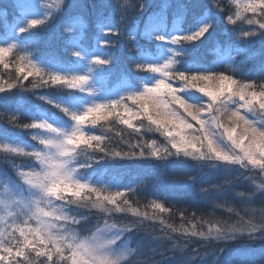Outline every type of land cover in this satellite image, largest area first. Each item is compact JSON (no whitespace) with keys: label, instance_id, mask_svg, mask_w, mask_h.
<instances>
[{"label":"snow or ice","instance_id":"obj_1","mask_svg":"<svg viewBox=\"0 0 264 264\" xmlns=\"http://www.w3.org/2000/svg\"><path fill=\"white\" fill-rule=\"evenodd\" d=\"M248 2L254 3L255 0ZM210 5L191 30L176 28L167 31L165 21L169 4L165 0L146 22L144 35L170 46L171 55L161 61L138 46L132 63L138 74L149 75L140 79V87L129 84L127 78L123 79L120 87L126 89L124 94L106 102L96 99L99 89L92 85V72L94 68L107 67L114 57L106 52L91 56L88 62L92 67L85 73L54 71L33 59L34 51L40 50L36 42L21 43L26 33L46 28L55 19L62 11L61 0H8L6 5L0 6V98L8 101L13 90L37 95L38 90L45 88L68 89L73 102H76L77 92L92 97L84 106L75 108L54 96L39 94V100L62 113L59 119L44 114L32 115L22 99L0 107V122L26 130L35 142L25 143L6 136L0 139V154L6 159L23 157L29 161L23 166H17L13 161L12 176L0 171V264H117L128 252L126 247L118 249L117 241L137 231L154 235L155 226L147 222L158 221L161 226L159 237L189 248L190 243L200 242L205 236L224 237L226 232L237 230L236 225L224 220L200 219L196 212L188 213L187 209L178 208L154 193L150 194L151 199L145 197L147 202L143 207L139 206V201L133 197L138 189L145 190L152 184L151 179L127 184L112 181L109 187L102 180L86 178L82 171L93 168L103 157L163 160L165 153L161 143L158 140L153 142V138L145 139L143 129L137 130L138 121L150 120L154 127L166 133L169 151L183 154L207 148L217 162L225 166L226 173L237 171L238 166L232 164L236 154L252 162L248 171L241 170L240 179L246 180L252 190L264 187L255 184L261 170L258 156L264 155V118H261L264 116V75L255 79H237L234 57L230 51L225 54L219 47L215 51L224 67L216 70L203 66L183 70L179 67L186 52L177 48L183 49L184 45L195 43L209 33L213 9L228 19L229 13L218 10L212 3ZM186 11L182 5L178 14L182 16ZM260 14L259 9L250 13L257 20ZM113 16L119 17L118 22H113ZM124 19L125 13L118 6L112 8L109 16L98 18V47L115 46L116 40L105 37L118 40L125 36L121 23ZM78 29L80 37L66 42L65 51L79 60L85 58L78 46L83 36V22L79 19L72 21L66 31L75 35ZM135 35L136 29L127 33L129 40ZM231 35L233 44L238 47L247 40L264 37V23H250L247 28L234 30ZM49 60L58 62L55 54H51ZM261 72L264 73V62ZM65 117L71 121V127L62 123ZM113 122L123 126L118 138L115 133L110 135L103 130L104 125ZM125 132L135 136L137 142L130 144ZM110 143L113 147L109 152L107 145ZM224 145H228L231 151ZM81 151H89L92 156L86 161H77L76 154ZM22 167L28 170H21ZM168 179L170 188L192 187L196 195L215 207H224L229 202L224 199V204H216L211 198H224L236 182L233 177L223 184L196 187L194 175ZM53 182L67 186V193L51 194ZM38 195L59 205V215L63 218L49 214L53 210L44 206ZM85 197L99 201L100 207L107 204L110 209L121 212L126 217L125 222L117 230L107 217L96 218L90 210L77 212L73 202L79 203ZM122 205H126V209L122 210ZM226 210L239 215L230 206ZM166 215H178L181 222L174 226L167 222ZM93 220L94 226L86 237L77 233L66 235L59 228L67 223L81 225ZM237 223L249 228L250 237L256 234V225L251 220L242 217ZM106 233H113L112 238H106ZM196 252H193V258H196Z\"/></svg>","mask_w":264,"mask_h":264},{"label":"trees","instance_id":"obj_2","mask_svg":"<svg viewBox=\"0 0 264 264\" xmlns=\"http://www.w3.org/2000/svg\"><path fill=\"white\" fill-rule=\"evenodd\" d=\"M158 1L159 0H148L143 12L130 19L129 28L136 29L137 41L141 49L153 54L156 59L163 61L171 55L168 51V47L170 46L162 44L165 48L163 49L160 45V41L144 35L146 22H148L146 19L149 17L151 10L156 8ZM48 2H53V0H48ZM7 3L8 0H0V6L6 5ZM182 5L186 7L187 11L184 15L180 16L178 12ZM209 7H211L210 0H169L165 28L167 31H172L176 28L183 31H189L193 28L195 21L201 17L204 14L205 9ZM112 8L113 6L111 0H77L74 7H66L63 11L59 12L55 19L51 20L46 28L26 33L23 36L21 43L36 42L40 50L34 51L33 59L41 63L46 69L54 71L71 70L85 73L92 67V65L88 62V58L96 54H104L105 52L108 53L114 58L111 64L107 67L93 69L92 85L93 87L99 89L96 99L105 102L118 99L124 94V91H126V89L120 87L123 79L127 78L129 84L140 87V79L142 77H147L149 74L139 73L140 76L135 78L133 73L129 72L133 69L129 56L131 55L134 58L137 53H129V43L125 36H122L118 40L115 37H111L112 40H116L114 47H98L97 42L98 37L100 36V30L97 26L98 18L100 16H109L112 12ZM37 11L39 12V8ZM73 16H81L83 17V20L86 21V24L83 23V36L79 39L78 45L85 58L79 60L76 57H73L71 53L65 51L66 42L80 37L79 29L75 35L64 31L66 22ZM211 18L214 20V25L203 39L195 43L184 45L183 49H180L179 47L177 48V50L186 52V55L182 59L179 67L182 70L194 66H203L213 70L222 68L224 65L218 61L217 53L215 51V49L219 47L225 51V54H228L230 51L234 57V67L236 68L234 75L237 79H255L264 75V73L261 72V64L264 62V37L247 40L237 47L233 44V38L231 35L232 26L227 24L223 15L213 9ZM112 19L113 22H118L119 17L113 16ZM178 21L179 26H177ZM152 41H156L158 43L160 53L155 54L152 51V48L149 46V43ZM210 48L213 49L211 52L209 51ZM237 51L239 52L238 55H236ZM51 54H55L57 56V63L50 62L49 57ZM69 91L70 90L68 89L45 88L38 90L37 95H33L30 92H16V90H13V95L8 101L0 98V107H3L6 103H14L16 100L22 99L25 107L31 111L32 115L39 116L43 113L47 117H55L59 119L60 112L53 105H49L45 101L39 100L38 95L47 94L54 96L59 100L69 103L70 106L75 108H79L77 105L84 104L92 99V97L86 93L77 92L75 93L76 102H73L72 97L69 96ZM60 114L62 115V113ZM62 123L65 127L71 125V121L63 120ZM109 126L113 125L109 124ZM115 127L119 130L123 126L116 124ZM110 135H114V133H110ZM5 136L8 139H16L25 143H35L31 140V137L28 135L26 130L12 128L0 122V139H3ZM128 138L136 139V137ZM144 138H155L160 143L165 142L164 138L161 137L159 133H150L144 135ZM124 147L126 148L127 146ZM176 160L177 158H173L167 162H161L152 158H136L134 160L118 159L113 162L100 161L98 164L94 165L93 168L82 171H84L85 177L89 179L97 181L102 180L103 182L120 181L125 184L133 182L134 178H144L146 175L153 174L156 179L149 185V187L156 186L160 189H170L168 178L196 173L195 170L189 173L186 169L188 167H193L188 164L175 162ZM13 161L17 166H23L29 162L28 158L13 157L9 160L0 154V171H4L9 176H12L14 174V170L12 169ZM171 168L176 170V172H173ZM21 170L27 171L28 169L22 167ZM123 170H127L129 175L122 178L120 176V172ZM197 181L198 180H195V186L200 187L201 185H199ZM237 186L238 185H236V187ZM176 189L177 188H174L173 190ZM230 192L231 188H229V192L226 194H230ZM172 195L173 193H170L169 196ZM219 198L212 197L214 200ZM133 199L135 201H139V206L141 207H143V205L147 202L144 195L139 190H137V195L134 196ZM203 200L204 199L196 194L189 195L188 201L192 205L188 204L178 206H180L179 208L187 209L188 213L196 212L197 217L203 220L220 219L227 221L228 223H233L237 219L235 212L228 213L226 210L227 207L230 206L234 207L236 211H240L234 202H230L224 207L216 208L214 205H211V202H207V204L203 203ZM221 204H224V201H222ZM241 215H243L242 212ZM165 219L168 223L173 224L174 226H178L181 222L178 215H170L169 217L166 215ZM147 223L155 226L156 231L154 232V235L159 236V229L161 227L159 222L155 221ZM149 231H152V229L149 228ZM202 243V241L190 243V248L201 249ZM248 248H264V242H256L247 247H240L236 245L233 246L232 249L226 250L225 253L221 254V256L228 254V252H231V250L234 249L246 250ZM167 255L170 258L165 261V264H177V258L171 257V252L167 253Z\"/></svg>","mask_w":264,"mask_h":264},{"label":"clouds","instance_id":"obj_3","mask_svg":"<svg viewBox=\"0 0 264 264\" xmlns=\"http://www.w3.org/2000/svg\"><path fill=\"white\" fill-rule=\"evenodd\" d=\"M148 0H111L113 8L120 7L125 13V19L121 21L123 25V30L125 32V37L129 43V53L136 52L137 47L139 46L137 41V36H133L131 40L128 39L127 33L129 31H134V28H129V21L133 16L140 15L146 7ZM77 0H61L62 11L67 8H72L76 5ZM210 3L214 7H217L218 10H222L225 13H229L228 19L226 22L228 25L232 26V32L234 30H239V28H247L250 23L260 22L264 23V0H255V2H248V0H210ZM260 10L261 14L257 20L254 15L250 13H255L257 10ZM81 20L86 24V21L83 20L81 16H73L69 18V21L66 22L64 31L68 24L74 20ZM214 25V20L211 23V27ZM232 34V33H231ZM259 37V36H258ZM218 43V42H214ZM213 49H209L211 52ZM129 59L132 64L133 71L136 70V66L132 63L133 57L130 55ZM180 61H178L179 63ZM227 115V114H226ZM261 118H264L262 116ZM113 126L104 125L103 130L108 133H115V136L118 138L120 134V129L118 130L115 125L116 122L111 123ZM143 129V136L150 133H159L161 137L164 138V143H161V147L164 149V158L159 160L161 162H167L173 158H177L175 162L188 164L198 172H207L208 174L216 173H225L220 184L226 179H232L235 177V184L231 188L230 194H226L224 199L229 203L234 202L239 205L240 211L235 222L230 223L236 225V231H228L225 233L224 237L218 235L205 236L202 240L201 249L196 252L197 248H189L185 246H177L174 242H170L163 237H159L144 231H137L136 233H128L126 237H123L117 241V246L119 248H127L128 252L126 255L121 257L117 264H165V261L170 257L167 253L171 252V257L177 258V264H203L205 260H208V264H221V254L225 253L226 250L232 249L233 246L247 247L256 242H264V187H257L255 190H252L251 186L246 180H241V170L248 171L252 166V162L248 161L242 157H237L234 154L232 164L233 166H238L237 171L226 173L224 165L217 162L215 155L210 153L207 148H203L200 151H191L184 152L183 154H176L169 151L166 148V133L161 129L154 127L153 123L150 120H141L138 121V129ZM125 136L135 137L130 135L128 132H125ZM79 139V138H78ZM130 144H135L136 139H129ZM153 138V142H155ZM113 145L110 143L107 145V150L110 152ZM228 151H231V148L228 145H224ZM92 156V153L89 151H81L76 154L77 161H86ZM127 160H134L135 157L124 158ZM260 161L259 167L260 172L255 181L256 185L264 186V155L258 156ZM118 159H111L108 157H103L101 161L113 162ZM129 175L127 170L120 172V176L126 177ZM145 179L155 180L156 177L153 174H149L144 178H134L133 181H143ZM244 188L236 187L237 184L245 183ZM103 184L112 186L111 181L103 182ZM52 193H67V186H61L53 182L51 185ZM37 198L42 200L44 206L49 207L53 210L52 213L55 214L58 219L63 218L59 215L60 206L47 200L45 197L38 195ZM76 204V211L80 212L83 210H90L96 214V218L101 216L107 217L110 223H113L119 227L125 222L126 217H124L121 212H118L116 209H110L107 204L104 207H100V202L93 200L91 198L85 197L79 203L73 202ZM234 208V207H232ZM121 209H126V205H122ZM241 212L243 215H241ZM246 220H251L253 224L256 225V234L250 237L249 228L241 227L237 222L241 218ZM95 220L91 223H83L81 225H73L71 223L60 225L59 228L64 234L77 233L81 237H86L90 234L89 229H92L94 226ZM113 233H106V238H112ZM226 237V238H225ZM193 252H196V258H193ZM210 258V259H209ZM244 264V262H241Z\"/></svg>","mask_w":264,"mask_h":264},{"label":"rangeland","instance_id":"obj_4","mask_svg":"<svg viewBox=\"0 0 264 264\" xmlns=\"http://www.w3.org/2000/svg\"><path fill=\"white\" fill-rule=\"evenodd\" d=\"M164 2H165V0H159L158 1L157 5H156V8L151 10V12L149 13V17L146 19L147 21H150V18L153 17V14L158 11V9L161 7L162 3H164ZM167 3L169 4V0H167ZM178 6H180V5H178ZM177 26H179V21H178ZM106 38L107 39H112L111 37H106ZM97 44H98V42H97ZM160 45L163 47V45L161 43H160ZM149 46L152 48V51L155 54L156 53H160V47H159V45H158V43L156 41L150 42ZM123 49H124V47H123ZM163 49H165V48L163 47ZM129 72L133 73V76L135 78H138L140 76L136 72V70L133 71V69H131ZM123 77H126V76H123ZM77 106L82 107V106H84V104H79ZM61 116L62 115L59 113V118ZM64 121H69V120L67 119V117H65ZM67 127H71V125H69ZM171 169H172L173 172H176V170H174L173 168H171ZM186 170L189 173L192 172L193 170H195L196 173H191L190 175H194L196 177V180H198L197 182L199 183V185L205 186V187H208V185L213 184V183L221 182L223 176L225 175V173H223V172L210 175L207 172H198L196 169L189 168V167ZM146 176H144V177H146ZM237 185H238L237 186L238 188H244L246 186V182L245 183H240V184H237ZM176 188H177L176 190H173V188L160 189L159 187H156V186L155 187H149V185H148V187L145 190L144 189H138V190L144 195V197L147 196V199H151L152 198L150 196V194H153V193L154 194H158V195L170 200L171 204H176L178 208L180 207L178 205H188V204H190L189 201H188V196L195 194L193 189H192V187H188V188L176 187ZM228 192H229V189L227 190L226 193H228ZM170 193H173V195L169 196ZM226 193H225V195H226ZM222 201H224V198L220 197L219 199L215 200V203L216 204H221ZM201 202H202V200H201ZM203 203L207 204V202H205V200H203ZM234 204L240 210L239 205L236 204V203H234ZM190 205H192V204H190ZM211 205H214V204L211 203ZM216 208H219V207H216ZM241 262H244V264H264V248H261V249H259V248H255V249L248 248L246 250H240V249L236 250V249H234V250H231V252H228V254H226L224 256H221V264H241ZM203 264H208V261L205 260L203 262Z\"/></svg>","mask_w":264,"mask_h":264}]
</instances>
